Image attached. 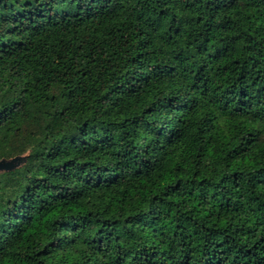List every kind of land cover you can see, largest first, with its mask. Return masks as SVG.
Listing matches in <instances>:
<instances>
[{
	"label": "trees",
	"instance_id": "obj_1",
	"mask_svg": "<svg viewBox=\"0 0 264 264\" xmlns=\"http://www.w3.org/2000/svg\"><path fill=\"white\" fill-rule=\"evenodd\" d=\"M26 153L0 264H264V0H0Z\"/></svg>",
	"mask_w": 264,
	"mask_h": 264
},
{
	"label": "water",
	"instance_id": "obj_2",
	"mask_svg": "<svg viewBox=\"0 0 264 264\" xmlns=\"http://www.w3.org/2000/svg\"><path fill=\"white\" fill-rule=\"evenodd\" d=\"M28 158V154L19 155L10 159L0 160V175L3 173H9L15 171L25 165Z\"/></svg>",
	"mask_w": 264,
	"mask_h": 264
},
{
	"label": "rangeland",
	"instance_id": "obj_3",
	"mask_svg": "<svg viewBox=\"0 0 264 264\" xmlns=\"http://www.w3.org/2000/svg\"><path fill=\"white\" fill-rule=\"evenodd\" d=\"M186 156H187V154H186L185 150L180 147L179 149L176 150V153L174 155V159L179 160V161H184Z\"/></svg>",
	"mask_w": 264,
	"mask_h": 264
}]
</instances>
